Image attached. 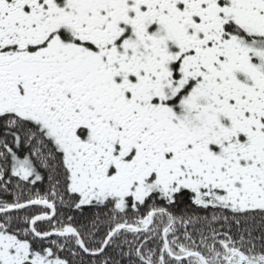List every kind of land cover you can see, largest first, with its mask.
<instances>
[{
    "label": "snow or ice",
    "instance_id": "1",
    "mask_svg": "<svg viewBox=\"0 0 264 264\" xmlns=\"http://www.w3.org/2000/svg\"><path fill=\"white\" fill-rule=\"evenodd\" d=\"M0 264H264V0H0Z\"/></svg>",
    "mask_w": 264,
    "mask_h": 264
}]
</instances>
